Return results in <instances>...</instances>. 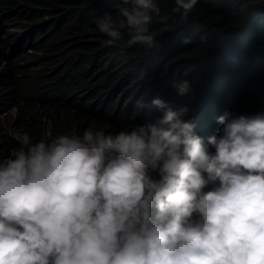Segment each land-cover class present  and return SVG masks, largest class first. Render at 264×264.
I'll return each mask as SVG.
<instances>
[{"label": "clouds", "instance_id": "1", "mask_svg": "<svg viewBox=\"0 0 264 264\" xmlns=\"http://www.w3.org/2000/svg\"><path fill=\"white\" fill-rule=\"evenodd\" d=\"M197 3L174 0L173 12L187 19ZM116 8L96 19L106 44L128 29L129 46L157 47V0ZM151 104L159 115L129 130L51 127L0 159V264H264V113L225 112L204 137L188 106Z\"/></svg>", "mask_w": 264, "mask_h": 264}, {"label": "trees", "instance_id": "2", "mask_svg": "<svg viewBox=\"0 0 264 264\" xmlns=\"http://www.w3.org/2000/svg\"><path fill=\"white\" fill-rule=\"evenodd\" d=\"M118 2L0 0V25L9 14L19 28L26 21L29 32L20 39V47L29 37L34 43L42 29L34 48L47 54L43 46L49 45L52 54L41 63L51 60L57 65L51 75L42 77L51 78L52 86L44 81L26 83L35 93L28 91L24 104L25 83L17 86L23 73L18 57L0 53V63L7 64L0 71V114L5 112L3 102H8L7 110L18 112V126L28 134L29 143L47 139L39 118L30 117L36 106L52 122L51 137L82 134L87 128L112 134L129 130L159 115L151 104L154 98L174 108L188 106L187 118L196 134L204 137L218 134L221 126L216 119L225 112L264 113V0H198L187 19L173 12L174 0H157L160 15L148 25L157 47L147 51L127 44L128 29L120 43H105L108 37L98 31L96 19L105 12L115 16ZM186 39L189 43H184ZM60 67L64 76L57 70ZM182 79L192 83L194 92L177 97L170 85ZM18 149L0 132V159Z\"/></svg>", "mask_w": 264, "mask_h": 264}, {"label": "rangeland", "instance_id": "3", "mask_svg": "<svg viewBox=\"0 0 264 264\" xmlns=\"http://www.w3.org/2000/svg\"><path fill=\"white\" fill-rule=\"evenodd\" d=\"M20 12V10H17ZM11 15L7 16V22L3 25H0V53L3 52L6 54H10L11 56L18 57V66L19 69L22 70L23 73H20L18 76V85H23L24 90H22V96L24 97V104H26V100L28 99V91L29 93H35L34 89H30V87L26 84L32 85L33 81H36L37 84L47 82V85L52 86V79L46 78L42 79L43 75L49 76L52 73H49L50 70L57 68V65H54V62L51 60H45L41 63L42 58L50 57L51 49L49 45H45L44 50L47 51L45 54L41 47L34 48V43H36L39 39H41V30H39L34 36V43L31 42L30 37L22 43V47H20V39L25 36L26 38V21L23 22L25 25L19 28L17 27V23L11 20ZM5 44V49L3 50L1 47ZM24 51V52H23ZM32 55V56H31ZM38 57V58H36ZM37 59V60H35ZM61 65V63H59ZM7 64H4V61L0 63V71L3 68H6ZM62 76L66 74V71L60 67L57 69ZM27 72V73H26ZM56 78V76L54 77ZM38 95H43L42 92H37ZM5 101V100H4ZM13 103V101H12ZM9 106L8 102H3V109L5 112L0 114V132H4L7 136L12 139L15 143H17L20 148L25 144L29 143L28 134L22 130L18 126V115L16 111L11 108L7 110ZM39 106H36V110L32 111L30 114L35 116V119L39 118V125L43 130L44 134L49 137L50 128L52 127V122L48 117L39 116L41 110H37ZM24 117H26V111L24 112Z\"/></svg>", "mask_w": 264, "mask_h": 264}]
</instances>
